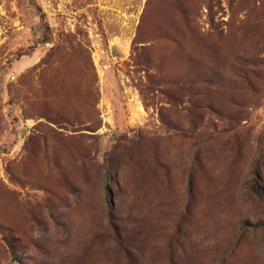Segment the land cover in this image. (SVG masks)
Listing matches in <instances>:
<instances>
[{"label": "rangeland", "instance_id": "obj_1", "mask_svg": "<svg viewBox=\"0 0 264 264\" xmlns=\"http://www.w3.org/2000/svg\"><path fill=\"white\" fill-rule=\"evenodd\" d=\"M255 183L264 0H0V264H264Z\"/></svg>", "mask_w": 264, "mask_h": 264}, {"label": "trees", "instance_id": "obj_2", "mask_svg": "<svg viewBox=\"0 0 264 264\" xmlns=\"http://www.w3.org/2000/svg\"><path fill=\"white\" fill-rule=\"evenodd\" d=\"M43 16V13L41 14ZM49 38H45L44 42H49ZM258 177H256L255 181L257 182ZM253 190L256 192V194L259 196V198L264 202V192L260 189L259 186L253 184Z\"/></svg>", "mask_w": 264, "mask_h": 264}]
</instances>
